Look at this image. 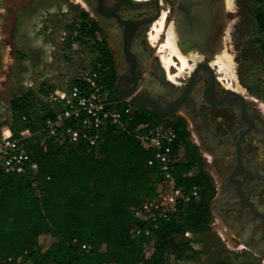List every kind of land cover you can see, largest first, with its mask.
I'll return each instance as SVG.
<instances>
[{
    "label": "trees",
    "instance_id": "obj_1",
    "mask_svg": "<svg viewBox=\"0 0 264 264\" xmlns=\"http://www.w3.org/2000/svg\"><path fill=\"white\" fill-rule=\"evenodd\" d=\"M256 2L264 70V0ZM88 34L95 36L91 25ZM97 46L100 55L92 69L100 73L109 95L119 98L113 57L105 43ZM80 83L76 79L71 85ZM40 96L29 90L11 100L10 126L15 131L40 129L54 114ZM142 121L164 119L140 107L132 126ZM168 123L178 132L177 146L186 151L185 159L175 163L176 182L185 189L202 187L200 200L179 202L166 215L157 214L150 233H135V226L152 223L136 217L133 208L157 195L162 184L160 166L151 162L154 152L142 147L132 127L107 126L95 146L61 145L48 138L44 149L38 138L30 147L39 163L37 172L0 173V264H167L170 255L183 259L191 247L186 232L196 235L211 228L215 185L184 125Z\"/></svg>",
    "mask_w": 264,
    "mask_h": 264
},
{
    "label": "flooded vegetation",
    "instance_id": "obj_2",
    "mask_svg": "<svg viewBox=\"0 0 264 264\" xmlns=\"http://www.w3.org/2000/svg\"><path fill=\"white\" fill-rule=\"evenodd\" d=\"M69 1L79 9L81 23L93 26L96 40L109 48L117 96L123 98L116 89L122 76L123 90L136 86V96L160 100L162 111L175 109L161 116L140 105L184 125L215 172L208 170L217 183L212 211L238 246L264 261V116L240 91L227 86L211 64L227 28L224 13L229 9L223 10V0ZM49 14L50 0H0V41L6 39L8 25L16 38L24 19L38 17L45 24ZM161 20L164 35L173 27L191 51L203 53L183 80L167 77L151 42L154 25Z\"/></svg>",
    "mask_w": 264,
    "mask_h": 264
},
{
    "label": "rangeland",
    "instance_id": "obj_3",
    "mask_svg": "<svg viewBox=\"0 0 264 264\" xmlns=\"http://www.w3.org/2000/svg\"><path fill=\"white\" fill-rule=\"evenodd\" d=\"M234 3V7L224 15L226 25L232 23L225 49L232 56L235 76L229 70L222 69L216 59L223 51L222 48L216 49L217 55L213 57L216 61L212 60L211 64L227 86L240 91L264 116L263 55L257 40L259 31L255 17L259 4L256 0H234ZM79 13V9L69 0L67 5L63 0H50V14L45 24L42 18L28 17L23 20L20 34L16 38L11 36L10 25L3 31L7 36L0 41V131L12 120L10 102L14 97L32 90L49 101L55 91L68 89L74 80L97 66V57L100 55L97 43L105 42L97 41L88 34L89 25L81 23ZM159 27L160 25L157 28ZM156 31L155 28L153 35ZM167 36L164 35L162 26L158 38L151 40L156 44L154 48L159 50L160 58L171 53L165 41ZM195 53L196 56H193ZM201 55L198 51H191L187 57V66L182 68L181 60L173 54V63L169 68L173 79L183 80L192 66L203 59ZM168 121L175 122L173 119ZM187 133L188 139L195 146L191 134ZM202 157L207 169L214 172L204 154ZM214 179L211 206L217 191L216 178ZM213 214L208 231L186 235L191 247L184 258L179 260L170 255L167 264H264L263 259L253 251L238 247L235 238L225 233L216 211ZM44 245L48 244L45 242Z\"/></svg>",
    "mask_w": 264,
    "mask_h": 264
},
{
    "label": "built area",
    "instance_id": "obj_4",
    "mask_svg": "<svg viewBox=\"0 0 264 264\" xmlns=\"http://www.w3.org/2000/svg\"><path fill=\"white\" fill-rule=\"evenodd\" d=\"M83 83L73 84L66 90H57L49 98L54 110L52 116L44 119L40 129L24 127L15 131L10 124L0 131V173L19 174L26 171L37 172L39 163L30 147L38 140L47 149L48 138L61 145L86 143L97 145L104 130L109 125L120 129H131L143 148L152 150L155 161L160 166L162 190L154 197L146 198L133 208L140 220L152 223L139 227L135 233H150L154 221L159 216L174 210L179 202L200 200L205 194L202 187L194 185L189 189L179 186L174 177L175 163L184 160L186 151L179 147V135L172 124L164 120L160 123L142 121L132 126L133 120L140 111V105L124 98H112L106 89L100 73L90 69L83 77ZM57 102L64 103L62 108ZM24 120L27 116L23 117ZM191 236V232H186ZM89 249L87 244H82ZM19 258L18 260H20ZM6 260H12V257Z\"/></svg>",
    "mask_w": 264,
    "mask_h": 264
},
{
    "label": "bare ground",
    "instance_id": "obj_5",
    "mask_svg": "<svg viewBox=\"0 0 264 264\" xmlns=\"http://www.w3.org/2000/svg\"><path fill=\"white\" fill-rule=\"evenodd\" d=\"M234 0H223V6H222V8H223V10H227V9H230V8H233L234 7ZM163 20V19H162ZM162 20H161V22H160V27L159 28H157L158 27V25H154L155 26V28H156V33H155V35H153L152 37H151V39H155V38H158L157 36H158V34H159V32L162 30V26H163V22H162ZM231 28H232V23H229V24H227V28H226V31H225V34H224V36L222 37V39H221V42H220V44L218 45V48L219 49H223V51L222 52H218L219 54H218V56H217V61L221 64V67H222V69L224 68L225 69V71H227V70H229L230 71V73L232 72V74H234V70H233V60H232V56L230 55V54H228L227 53V51H226V49H225V43L229 40V32H230V30H231ZM168 32V31H167ZM167 40H165L166 41V45L168 46V49L171 51V53H169L170 55H168V56H163V57H161L162 58V61H163V65H164V68H165V70H166V73H167V77L169 78V79H173V76L170 74V72H169V68H170V64L171 63H173V58H172V55L174 54V55H176V56H178V58H179V60H181V66L180 67H185V66H187V64H188V62H187V57H188V55H189V53H191V50H190V45L187 43V42H183V41H180L179 40V38H177V36H176V34H175V31H174V29H173V27L170 29V31L168 32V36H167V38H166ZM157 41V40H156ZM152 42V41H151ZM166 46V47H167ZM217 46V45H216ZM163 47V46H162ZM165 47V46H164ZM163 47V48H164ZM165 49H167V48H165ZM199 52V51H198ZM172 54V55H171ZM199 54H202L203 55V53H201V52H199ZM201 55V56H202ZM217 55V54H216ZM193 56H196V53L195 54H193ZM190 58V57H189ZM215 59V58H214ZM213 59V60H214ZM216 59H215V61H216ZM214 62V61H213ZM174 65V64H173ZM189 66V65H188ZM220 67V68H221ZM181 68V69H182ZM192 68H193V66H192ZM191 70V69H190ZM228 71V72H229ZM234 76H235V74H234ZM237 77V76H236ZM236 77H235V79H236ZM174 80V79H173ZM149 83H151V82H149ZM240 86V85H239ZM209 155V154H208ZM241 246V245H240ZM239 247V246H238Z\"/></svg>",
    "mask_w": 264,
    "mask_h": 264
},
{
    "label": "water",
    "instance_id": "obj_6",
    "mask_svg": "<svg viewBox=\"0 0 264 264\" xmlns=\"http://www.w3.org/2000/svg\"><path fill=\"white\" fill-rule=\"evenodd\" d=\"M163 75H164V70H163V68H161V78L162 79L164 77ZM135 88H136V86L133 87V89L132 90H129V91L123 90V87H122V76L120 77L118 83L116 84V89H117V91H119V93L121 94V96L123 98H130V100H131L132 103H136V104H139V105L148 107L150 109H153L156 112H158L161 116H165L167 113L172 112V111L175 110V109H173V108L170 107L166 111H162L161 110L162 103H161L160 100H155V99H153V97H151V98H147V97L146 98H140V97L136 96L133 93V90ZM56 106L58 108H62L64 106V103L57 102L56 103Z\"/></svg>",
    "mask_w": 264,
    "mask_h": 264
}]
</instances>
